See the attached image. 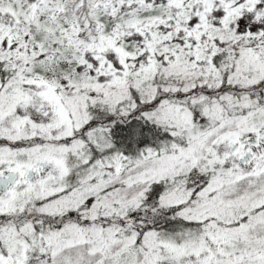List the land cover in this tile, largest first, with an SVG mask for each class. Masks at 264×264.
<instances>
[{"label": "snow or ice", "instance_id": "snow-or-ice-1", "mask_svg": "<svg viewBox=\"0 0 264 264\" xmlns=\"http://www.w3.org/2000/svg\"><path fill=\"white\" fill-rule=\"evenodd\" d=\"M0 264H264V0H0Z\"/></svg>", "mask_w": 264, "mask_h": 264}]
</instances>
